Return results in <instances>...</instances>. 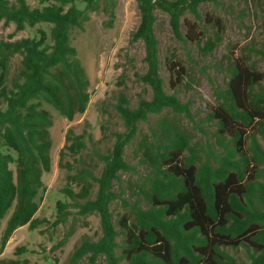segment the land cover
Segmentation results:
<instances>
[{
	"label": "trees",
	"instance_id": "16d2710c",
	"mask_svg": "<svg viewBox=\"0 0 264 264\" xmlns=\"http://www.w3.org/2000/svg\"><path fill=\"white\" fill-rule=\"evenodd\" d=\"M31 6L27 0H0V19L13 23L17 31L37 24L49 25L48 32L37 28L31 37L17 40H0V220L10 208L12 212L2 233V244L20 226L35 228L40 222L35 216L37 198L44 189L43 172L51 167V137L49 129L53 120L45 106L57 111L67 120L83 113L90 101L88 81L77 51L70 42L74 27L82 28L88 19L87 12L94 11L100 0H35ZM111 1V0H104ZM201 0H136L140 20L132 33L144 45L145 71L139 79L151 90V98H140L134 108H129L124 94L118 96L115 105L125 127L115 133V141L109 153L99 155L104 161L98 176L80 170L68 176L80 182L79 192L64 188L71 198H86L87 180L97 184L93 199H85L73 205L81 212H96L100 217L101 236L97 240L83 237L74 250L70 264L84 255L94 261L102 255L107 264H246L236 262L220 250V246L247 244L258 253L252 255L249 264H264V182L244 181V167L250 157L244 154L245 137L250 127L258 126L264 133V109L252 100V89L264 77V73L251 69L236 59L231 68L223 103L209 113L216 120L218 134L229 135L234 148L228 157L219 159L217 167L209 161L196 167L184 151L189 148L188 139L176 127L170 129L166 119L159 121L155 140L150 147L145 140V155L149 158L150 177L147 178L151 207L137 209V225L131 228L126 218L125 247L116 255L118 243L109 204L114 198L111 182L120 170H130L123 159L124 146L131 140L136 125L149 114L164 109L180 113L187 111L176 94L164 90L159 75L158 39L155 34V9L169 15L175 35L182 40L199 43L200 34L194 22L184 20L186 33L180 35V17L186 10L196 12ZM83 4V8L79 7ZM206 43L210 44V41ZM13 53L21 55V65L15 77L8 82V62ZM170 86L182 82L184 67L177 61H168ZM69 129L71 138L68 149L77 153L85 147L81 136ZM250 135V134H249ZM255 159H264L253 134ZM239 153L241 163L232 158ZM63 149L59 155L62 156ZM13 164L14 168H11ZM88 176V177H87ZM257 198L263 206L255 208ZM66 203L57 201L58 218L67 214ZM164 217H169L164 219ZM23 248L18 249L22 250ZM0 264H30L27 260L9 259Z\"/></svg>",
	"mask_w": 264,
	"mask_h": 264
},
{
	"label": "rangeland",
	"instance_id": "374dc122",
	"mask_svg": "<svg viewBox=\"0 0 264 264\" xmlns=\"http://www.w3.org/2000/svg\"><path fill=\"white\" fill-rule=\"evenodd\" d=\"M27 2L31 6L37 5L35 0ZM98 4L96 10L87 12L88 19L82 23V28L74 27L70 32L71 45L75 47L86 74L90 101L85 111L76 114L72 120L45 106L53 123L49 129L51 167L41 175L44 189L37 198L38 209L35 213L40 222L35 228H29L28 224L18 227L2 244V233L13 209L10 208L0 220V261L19 259L27 260L30 264H70L71 256L83 237L94 241L102 234L99 215L90 211L83 213L73 205L75 201L93 199L96 182L87 176L86 198L73 199L64 192V188L79 192L84 181L69 180L68 176L82 169L93 176L99 175L104 164L99 155L110 152L116 132L125 131L115 107L118 96L124 94L126 105L134 108L140 98H151V90L139 79L145 71L144 45L141 40L132 37L140 20L136 0H100ZM79 7L83 8V4L79 3ZM154 15L159 75L164 90L176 94L187 111L177 113L164 109L160 113L149 114L145 120L137 123L131 140L124 146L123 159L131 168L120 170L118 177L112 180L110 190L114 198L109 204L112 223L118 232V256L126 246L123 218L133 228L137 225L135 211L151 207L147 197L150 193L147 178L150 177L151 167L145 147L158 144L155 134L159 130V121L166 119L170 129L176 127L187 137L189 148L184 155L191 158L196 167L207 161L211 167H217L219 159L230 155L234 144L228 134H218L216 120H210L209 113L223 103L221 94L227 88L232 65L238 59L251 69L264 73V0L199 1L196 12L186 10L180 17L179 25L180 35L184 38V20L194 22L200 34L199 43L182 40L175 35L169 15L161 9L156 8ZM37 28L48 32L49 25L40 23L17 31L13 23L0 19V40L31 37ZM170 59L179 62L185 70L182 82L175 88L170 86L171 77L167 67ZM20 65L21 55L13 53L8 62L7 85L17 75ZM252 100L264 109V77L254 85ZM0 106H4L1 101ZM69 129L73 132L70 137L78 135L85 142V147L77 153H72L67 147L71 144V138L66 139ZM251 134L264 152V133L258 126L250 127L243 146L244 154L250 157L249 165L244 167V181L264 182V159H255ZM142 140L147 146L141 144ZM232 159L241 163L239 153ZM11 168H14L13 164ZM57 201L67 204L63 208L67 214L58 222ZM253 204L259 210L263 207L257 198H254ZM168 218L164 217L165 220ZM20 248L23 249L17 251ZM220 250L234 261L246 264L251 262L252 255L258 253L247 244L220 246ZM74 264L107 263L102 255L91 261L87 254ZM120 264H126V260L121 258Z\"/></svg>",
	"mask_w": 264,
	"mask_h": 264
}]
</instances>
